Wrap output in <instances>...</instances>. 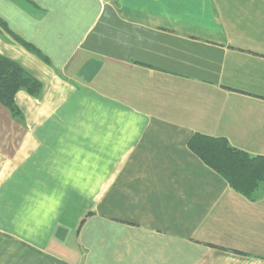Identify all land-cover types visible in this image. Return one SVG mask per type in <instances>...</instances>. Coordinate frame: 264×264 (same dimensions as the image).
<instances>
[{
    "label": "crops",
    "instance_id": "obj_1",
    "mask_svg": "<svg viewBox=\"0 0 264 264\" xmlns=\"http://www.w3.org/2000/svg\"><path fill=\"white\" fill-rule=\"evenodd\" d=\"M0 56L42 85L0 104V264H264V183L188 148L264 156V0H0Z\"/></svg>",
    "mask_w": 264,
    "mask_h": 264
},
{
    "label": "trees",
    "instance_id": "obj_2",
    "mask_svg": "<svg viewBox=\"0 0 264 264\" xmlns=\"http://www.w3.org/2000/svg\"><path fill=\"white\" fill-rule=\"evenodd\" d=\"M41 89V83L20 65L0 56V104L3 107L17 115L15 94L23 90L36 97ZM188 148L204 164L222 176L231 188L245 196L253 195L260 184L264 183V156H249L230 147L224 138L198 134L189 140ZM89 216L90 213L86 218Z\"/></svg>",
    "mask_w": 264,
    "mask_h": 264
},
{
    "label": "rangeland",
    "instance_id": "obj_3",
    "mask_svg": "<svg viewBox=\"0 0 264 264\" xmlns=\"http://www.w3.org/2000/svg\"><path fill=\"white\" fill-rule=\"evenodd\" d=\"M11 200V199H10ZM4 202H5V199H4ZM4 205H5V203H4ZM88 214V213H87ZM86 216H84V218H85ZM3 218L5 219L6 218V216L5 215H3Z\"/></svg>",
    "mask_w": 264,
    "mask_h": 264
}]
</instances>
